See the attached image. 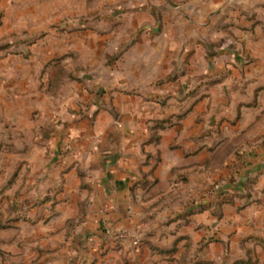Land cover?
Here are the masks:
<instances>
[{
  "label": "rangeland",
  "instance_id": "obj_1",
  "mask_svg": "<svg viewBox=\"0 0 264 264\" xmlns=\"http://www.w3.org/2000/svg\"><path fill=\"white\" fill-rule=\"evenodd\" d=\"M152 1L0 0V231L15 230L12 246L0 236V264L39 262L41 245L30 244L24 227L40 223L50 197L38 189L41 163L58 158L46 135L73 119L93 131L104 114L116 124L131 115L143 123L144 108L145 129L156 139L194 104L226 123L218 140L242 130L238 160L250 148L264 150V58L254 56L264 51V25L261 36L249 37L232 24L233 11L201 17L184 7L153 9ZM252 83L259 84L253 92ZM167 84L178 88L171 97L158 90ZM243 96L247 103L235 109ZM237 122L240 130L232 127ZM194 190L187 197L200 195ZM263 194L264 186L250 182L237 208L264 209ZM258 235L260 241L245 232L240 248L229 247L223 258L198 252L179 264H264V232Z\"/></svg>",
  "mask_w": 264,
  "mask_h": 264
},
{
  "label": "crops",
  "instance_id": "obj_2",
  "mask_svg": "<svg viewBox=\"0 0 264 264\" xmlns=\"http://www.w3.org/2000/svg\"><path fill=\"white\" fill-rule=\"evenodd\" d=\"M152 2L153 9L184 7L201 17L210 10L229 15L233 11L232 24L242 27L245 35H262L264 0ZM254 54L264 58V51ZM251 86L253 92L259 84ZM176 89L167 84L158 90L171 97ZM242 99L235 109L247 103L246 96ZM191 106L181 124L161 130L156 139L145 129L150 113L144 108L138 109L141 116L145 114L143 123H134L131 115L116 124L104 114L93 131L88 121L77 124L74 119L64 129L48 131L58 158L52 164L41 163L46 172L38 189L50 197L37 217L40 223L31 230L24 227L26 236L30 232V244L41 245L35 247L41 250L37 264H179L186 258L194 260L198 252L217 260L229 247L238 244L239 249L245 232L262 239L258 234L264 232V209L250 203L237 207L250 182L264 186V150L258 155V147L250 148L238 160L242 130L218 140L226 123ZM240 124L232 127L237 130ZM246 137H251L250 132ZM191 188L200 193L196 199L186 195ZM220 205L223 210H213ZM14 231H0L10 246ZM120 231H126L127 237L118 238ZM209 235L214 239L205 245ZM134 239H139L138 246Z\"/></svg>",
  "mask_w": 264,
  "mask_h": 264
},
{
  "label": "built area",
  "instance_id": "obj_3",
  "mask_svg": "<svg viewBox=\"0 0 264 264\" xmlns=\"http://www.w3.org/2000/svg\"><path fill=\"white\" fill-rule=\"evenodd\" d=\"M116 236L118 238H125V237H127V233H126V231H120L119 233H117ZM133 243L138 246L140 244V241H139V239H134Z\"/></svg>",
  "mask_w": 264,
  "mask_h": 264
}]
</instances>
